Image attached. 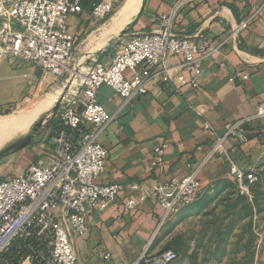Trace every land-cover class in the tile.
Returning <instances> with one entry per match:
<instances>
[{
	"label": "crops",
	"instance_id": "1",
	"mask_svg": "<svg viewBox=\"0 0 264 264\" xmlns=\"http://www.w3.org/2000/svg\"><path fill=\"white\" fill-rule=\"evenodd\" d=\"M125 2L106 21L95 18L88 5L81 14L70 17L73 32L78 31L80 37L83 32L91 33L86 40L79 38L78 45L84 44L81 50L87 64L84 68L96 63L110 65L117 52L114 40L124 30L138 33L155 30L161 14H174V30L179 35L205 39L217 51L202 61V73L196 77L182 66V57L168 56L164 66L157 69L160 75L149 82L147 93L127 104L112 87L103 85L99 89V101L116 118L98 137L109 151L105 171L98 181L120 184L122 190L114 201L90 213V230L77 239L83 264H130L146 248L154 255L173 249L168 245L169 234L165 230L177 216L173 215L157 230L162 209L154 187L172 177L193 173L217 140L237 121L253 118L247 127L249 140L241 143L229 137L224 141L220 153L199 172L203 186L200 197L230 181L231 162L246 171L262 169L264 164V116L256 117L264 105V9L247 29L230 37L233 27L263 1L200 0L177 10L179 0H139L127 17L119 15ZM242 71L248 73L246 80L230 81ZM132 74L126 73L127 77ZM164 75L171 79L162 80ZM193 78L196 86L191 83ZM50 82L51 73L34 64L0 60V111L10 114L29 107L34 98L51 93ZM45 113L38 115L29 130ZM42 123L39 138L0 168V179L17 175L40 159L50 161L51 118L48 126L45 120ZM205 123L211 125L210 130L204 129ZM88 129L93 131V125H88ZM162 144L167 145L164 167L153 169L152 153ZM132 183H139L153 194L141 200L139 192L130 190ZM129 198L136 199L138 204L125 210ZM179 231L178 227L171 234ZM106 253L111 254L110 259H104Z\"/></svg>",
	"mask_w": 264,
	"mask_h": 264
},
{
	"label": "built area",
	"instance_id": "2",
	"mask_svg": "<svg viewBox=\"0 0 264 264\" xmlns=\"http://www.w3.org/2000/svg\"><path fill=\"white\" fill-rule=\"evenodd\" d=\"M119 1L0 0V60L31 63L44 72L64 77L70 71L80 37L78 31L70 29V17L81 14L88 5L95 18L104 19ZM198 1L179 0L177 10ZM262 1L233 27L230 37L253 23L264 9ZM115 42L117 52L110 65L96 63L82 68L79 85L64 94L56 116L58 125L50 137V161L40 159L17 175L0 179V264H83L77 239L88 234L90 213L114 201L122 190L120 184L98 181L109 155L98 137L116 118L99 101V89L103 85L112 87L127 104L147 93L149 82L160 75L157 69L164 66L168 56L182 57V66L196 77L202 73V61L217 51L205 39L176 33L173 13L159 15L155 30H124ZM127 71L133 73L131 77H127ZM248 77L242 71L230 81ZM170 79L167 75L162 78ZM191 83L196 86V79ZM259 116H264V105L256 115ZM252 121L249 117L232 124L193 173L172 177L154 187L162 209L157 230L173 215L197 202L203 189L198 177L202 167L220 153L227 138L247 142V127ZM88 125H93L94 130L90 131ZM204 129L210 130L211 125L205 123ZM166 150V144L155 147L153 169L164 167ZM230 174L240 194L252 198L258 181L255 170L246 171L231 162ZM129 188L139 192L141 200L153 194L139 183H132ZM137 204L136 199L129 198L125 210ZM110 258V253L104 255V259ZM178 258L173 249L154 255L146 248L130 264H171Z\"/></svg>",
	"mask_w": 264,
	"mask_h": 264
},
{
	"label": "rangeland",
	"instance_id": "3",
	"mask_svg": "<svg viewBox=\"0 0 264 264\" xmlns=\"http://www.w3.org/2000/svg\"><path fill=\"white\" fill-rule=\"evenodd\" d=\"M124 2L125 0H120L114 11L102 20H108ZM89 34L90 31L83 32L79 38L81 41L86 40ZM83 47L84 44L77 46L70 62V71L64 77L51 74L50 92L58 91L60 108L64 94L71 87L79 85L81 72L84 73L81 69L87 64L85 53L81 52ZM114 47L116 48V42ZM39 99L41 97L34 98L32 104ZM57 100L52 108L46 110L45 116L38 120L36 126L40 127L43 120L45 126L48 125ZM36 131L32 127L0 147V168L24 149H19L24 143L23 140L39 138V130ZM29 145L30 143L26 147ZM255 172L259 184L252 198L241 195L234 181L230 179L222 187L200 197L194 206L175 214L177 217L170 220L165 230L169 234L168 245L179 255L171 264H264V164L262 169H256ZM178 227L180 233L171 234Z\"/></svg>",
	"mask_w": 264,
	"mask_h": 264
},
{
	"label": "bare ground",
	"instance_id": "4",
	"mask_svg": "<svg viewBox=\"0 0 264 264\" xmlns=\"http://www.w3.org/2000/svg\"><path fill=\"white\" fill-rule=\"evenodd\" d=\"M138 2L139 0H126L124 8L119 15L123 14V16H126L130 9L138 5ZM117 17L119 16H116L114 19H117ZM118 20L119 18L116 20L117 23ZM57 94L58 91L50 93L25 110H18L7 115H0V145L13 138L15 135L27 131L39 114L52 107L57 99Z\"/></svg>",
	"mask_w": 264,
	"mask_h": 264
},
{
	"label": "trees",
	"instance_id": "5",
	"mask_svg": "<svg viewBox=\"0 0 264 264\" xmlns=\"http://www.w3.org/2000/svg\"><path fill=\"white\" fill-rule=\"evenodd\" d=\"M3 111H0V113H2ZM9 113V111H5V112H3L2 114H8ZM45 116V114L44 115H42V118ZM37 123H38V121H36V123L33 125V128L35 127V129L36 130H38L39 129V127L38 126H36L37 125ZM57 125H58V117H56L55 118V120L52 122V124L50 125V127L52 128V130H53V132H54V130L57 128ZM48 126V125H47ZM52 132V133H53ZM259 181H257L256 182V184L254 185V187H253V191H254V194L256 193V186L259 184L258 183ZM176 251V250H175Z\"/></svg>",
	"mask_w": 264,
	"mask_h": 264
},
{
	"label": "water",
	"instance_id": "6",
	"mask_svg": "<svg viewBox=\"0 0 264 264\" xmlns=\"http://www.w3.org/2000/svg\"><path fill=\"white\" fill-rule=\"evenodd\" d=\"M59 108H60V100H57V105H56V107L53 110L52 115H51V122H53L55 117L57 116ZM29 143H30V140L25 141L24 143H22V145H21V147L19 149L25 148L26 145H28Z\"/></svg>",
	"mask_w": 264,
	"mask_h": 264
},
{
	"label": "flooded vegetation",
	"instance_id": "7",
	"mask_svg": "<svg viewBox=\"0 0 264 264\" xmlns=\"http://www.w3.org/2000/svg\"><path fill=\"white\" fill-rule=\"evenodd\" d=\"M27 140H29V139H27ZM27 140H25V141H27ZM24 140H23V142H25ZM33 141V140H32ZM21 143H22V141H21ZM30 143H31V141H30ZM11 144H13V143H11ZM8 147V146H7ZM4 148H6V146L4 147ZM8 152H10V150L8 151Z\"/></svg>",
	"mask_w": 264,
	"mask_h": 264
}]
</instances>
